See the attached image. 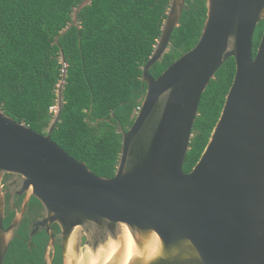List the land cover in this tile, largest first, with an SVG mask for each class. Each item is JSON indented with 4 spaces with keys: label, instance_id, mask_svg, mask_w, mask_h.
<instances>
[{
    "label": "water",
    "instance_id": "obj_1",
    "mask_svg": "<svg viewBox=\"0 0 264 264\" xmlns=\"http://www.w3.org/2000/svg\"><path fill=\"white\" fill-rule=\"evenodd\" d=\"M54 37L79 26L78 13ZM186 0H170L154 48L142 66L144 97L121 145L113 176L92 172L51 134L60 119L66 62L56 110L46 132L0 109V264L20 219L3 225L5 172L43 205L30 237L60 227L63 264H264V28L253 56V34L264 22V0H205L193 47L157 77L149 72L168 50ZM235 61L232 83L208 141L191 170L183 164L202 92L218 68ZM80 259L82 261L80 262Z\"/></svg>",
    "mask_w": 264,
    "mask_h": 264
},
{
    "label": "trees",
    "instance_id": "obj_2",
    "mask_svg": "<svg viewBox=\"0 0 264 264\" xmlns=\"http://www.w3.org/2000/svg\"><path fill=\"white\" fill-rule=\"evenodd\" d=\"M82 0H0V109L45 133L53 118L66 62L63 105L51 138L99 176H113L121 133L131 126L145 93L142 66L159 37L170 0H91L78 13L79 26L54 37L71 21ZM206 16L205 0H186L168 50L149 72L157 77L197 42ZM264 22L253 35V56ZM235 72L229 57L202 92L183 170L203 151ZM43 244L30 249L12 241L3 264H44Z\"/></svg>",
    "mask_w": 264,
    "mask_h": 264
},
{
    "label": "flooded vegetation",
    "instance_id": "obj_3",
    "mask_svg": "<svg viewBox=\"0 0 264 264\" xmlns=\"http://www.w3.org/2000/svg\"><path fill=\"white\" fill-rule=\"evenodd\" d=\"M22 178L20 174L9 172H5L1 178L4 198V228H7L17 215H20V219L12 231L8 249L14 239L25 241L30 249H36L43 244L42 253L44 261L45 248L50 239L49 234L45 229H37L34 231L32 237L29 235L32 230V223L38 221V219L42 217L44 208L42 203L35 196L31 195V193L29 194V191L21 186ZM49 228L54 236L53 248L49 251L52 256V264H63V255L60 245L61 240L59 236L60 227L56 222H52L49 224Z\"/></svg>",
    "mask_w": 264,
    "mask_h": 264
},
{
    "label": "clouds",
    "instance_id": "obj_4",
    "mask_svg": "<svg viewBox=\"0 0 264 264\" xmlns=\"http://www.w3.org/2000/svg\"><path fill=\"white\" fill-rule=\"evenodd\" d=\"M261 21H263V20H261ZM254 35V34H253ZM261 37V36H260ZM55 106V110H56V104L54 105ZM53 107V106H52ZM139 108V107H138ZM50 110H51V107H50ZM55 110H51V111H53V112H55ZM137 111H138V109H137Z\"/></svg>",
    "mask_w": 264,
    "mask_h": 264
},
{
    "label": "built area",
    "instance_id": "obj_5",
    "mask_svg": "<svg viewBox=\"0 0 264 264\" xmlns=\"http://www.w3.org/2000/svg\"><path fill=\"white\" fill-rule=\"evenodd\" d=\"M138 109V108H137ZM51 110H55V106L51 107Z\"/></svg>",
    "mask_w": 264,
    "mask_h": 264
},
{
    "label": "bare ground",
    "instance_id": "obj_6",
    "mask_svg": "<svg viewBox=\"0 0 264 264\" xmlns=\"http://www.w3.org/2000/svg\"><path fill=\"white\" fill-rule=\"evenodd\" d=\"M82 261V259H80V262Z\"/></svg>",
    "mask_w": 264,
    "mask_h": 264
}]
</instances>
